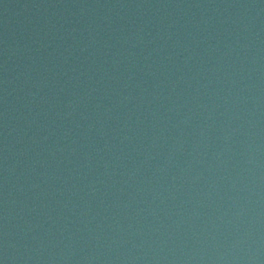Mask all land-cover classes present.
I'll list each match as a JSON object with an SVG mask.
<instances>
[{
  "label": "water",
  "instance_id": "obj_1",
  "mask_svg": "<svg viewBox=\"0 0 264 264\" xmlns=\"http://www.w3.org/2000/svg\"><path fill=\"white\" fill-rule=\"evenodd\" d=\"M0 264H264V0H0Z\"/></svg>",
  "mask_w": 264,
  "mask_h": 264
}]
</instances>
